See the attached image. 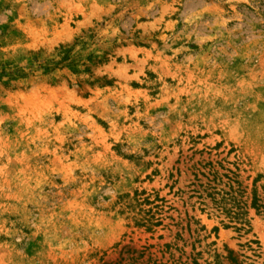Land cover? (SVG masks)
Returning <instances> with one entry per match:
<instances>
[{
	"label": "rangeland",
	"instance_id": "rangeland-1",
	"mask_svg": "<svg viewBox=\"0 0 264 264\" xmlns=\"http://www.w3.org/2000/svg\"><path fill=\"white\" fill-rule=\"evenodd\" d=\"M0 264H264V0H0Z\"/></svg>",
	"mask_w": 264,
	"mask_h": 264
},
{
	"label": "trees",
	"instance_id": "trees-1",
	"mask_svg": "<svg viewBox=\"0 0 264 264\" xmlns=\"http://www.w3.org/2000/svg\"><path fill=\"white\" fill-rule=\"evenodd\" d=\"M124 198H126V200L124 201L125 202L124 207L130 210L142 204H145V205L151 204V202L147 198H140L137 192H134L132 196H129V194H126L124 195ZM151 211L152 209H147L145 211L139 208L138 212H142L143 214H146V218L140 217L139 220H135V223L140 226H145L146 230H150L152 227L159 226L162 222L161 218L159 217L155 218L154 214H152Z\"/></svg>",
	"mask_w": 264,
	"mask_h": 264
}]
</instances>
